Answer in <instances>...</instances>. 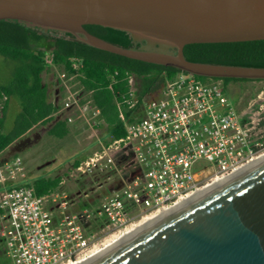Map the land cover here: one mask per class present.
Here are the masks:
<instances>
[{
  "label": "built area",
  "instance_id": "built-area-1",
  "mask_svg": "<svg viewBox=\"0 0 264 264\" xmlns=\"http://www.w3.org/2000/svg\"><path fill=\"white\" fill-rule=\"evenodd\" d=\"M128 82L119 104L137 110L128 118L120 113L124 135L107 143L96 138L97 148L70 172L106 174L110 182L109 172L120 175V183L108 187L109 182L92 208L73 209L70 198L63 194L59 200L58 192L36 195L16 180L21 158L0 157V235L9 264H70L99 248L104 234H122L136 216L173 206L261 153L262 143L250 138L219 80L203 81L182 71L140 99L132 76ZM63 85L65 99L56 112H68L69 121L77 114L95 127L98 109L88 100L80 103ZM122 154H130L135 164L120 174Z\"/></svg>",
  "mask_w": 264,
  "mask_h": 264
},
{
  "label": "water",
  "instance_id": "water-1",
  "mask_svg": "<svg viewBox=\"0 0 264 264\" xmlns=\"http://www.w3.org/2000/svg\"><path fill=\"white\" fill-rule=\"evenodd\" d=\"M0 20L68 32L94 47L194 75L264 80V66L183 54L187 43L264 39V0H0ZM84 24L122 29L144 43L123 47ZM83 264H264V158Z\"/></svg>",
  "mask_w": 264,
  "mask_h": 264
},
{
  "label": "trees",
  "instance_id": "trees-1",
  "mask_svg": "<svg viewBox=\"0 0 264 264\" xmlns=\"http://www.w3.org/2000/svg\"><path fill=\"white\" fill-rule=\"evenodd\" d=\"M84 28L123 47H140L144 42L133 40L129 32L118 28L99 24H84ZM183 54L187 59L195 61L264 66V39L187 43L183 46ZM0 55L12 63L10 79L0 83L1 158L18 156L4 153L11 144L36 126H46L47 135L56 139L65 138L72 133L73 125L72 121L68 120V112H56L62 103L55 98V93L51 92L48 83L43 79L45 72H52L59 83L60 75H63L62 78L68 80L70 90L76 92L80 103L88 100L91 107L98 109L95 116L97 123L94 125L104 128L105 134L102 136L104 143L124 135L125 128L120 113L128 118L137 110L119 104L128 92L129 76L133 77L135 95L140 99L151 97L167 80L182 72L172 66L130 58L94 47L75 40L68 32L45 31L13 20H0ZM73 61L76 62L75 66L72 65ZM195 76L203 81L219 80L226 94L230 83L261 81L235 77ZM62 90H65L63 83L57 86L55 92L58 94L61 91L63 95ZM254 93L250 96L255 95ZM12 96L17 97L19 101V111L12 124L7 127L6 112ZM238 97L239 95H232L229 98L234 106ZM86 156L87 154L76 156L71 162V168ZM134 164L130 154L120 155L118 168L121 171L125 166L133 167ZM108 175L112 180L108 187L120 183V175L115 170ZM84 177V182L76 192L77 201L73 203V209L92 208L97 205L104 192L94 189L102 181H108L106 174ZM62 181L63 176L55 174L21 183L30 186L36 195L41 196L57 192ZM103 189L107 192L108 188L106 186Z\"/></svg>",
  "mask_w": 264,
  "mask_h": 264
},
{
  "label": "rangeland",
  "instance_id": "rangeland-1",
  "mask_svg": "<svg viewBox=\"0 0 264 264\" xmlns=\"http://www.w3.org/2000/svg\"><path fill=\"white\" fill-rule=\"evenodd\" d=\"M11 71L12 63L0 55V83L6 82L10 79L12 74ZM43 79L48 83L51 92L53 94L55 93V98L62 103L65 99L66 90H62L63 95L61 91L56 94L55 90L61 83L65 85L69 84L67 83L68 80L61 78V82L59 83L56 81V77L52 72L43 73ZM67 86L69 87V85ZM251 93H254L255 95L250 96ZM232 95H239L235 108L248 128L250 138L252 140H260L262 143L261 153L264 152V81L230 83L227 88V96L231 98ZM18 111L19 101L17 97L12 96L9 100V106L6 112L5 120L7 127L12 124ZM74 116L72 118L73 131L69 136L62 139H56L47 135L46 126L39 125L32 128L20 139L16 140L10 145L12 150L8 149L9 151L4 153V155L17 154L21 158L23 169L21 173L17 174V181L25 182L44 175L61 174L63 176V181L57 191L59 194L58 198L59 200H62L64 198L62 195L64 194L66 197L70 198L72 203L77 201L76 192L84 182V175L71 176V162L76 156L81 154H91V152L97 148L95 141L96 138H100L105 134L104 128L91 127L85 124L83 118L77 117V114L75 118ZM64 173L66 175H63ZM120 174H123V171H120ZM109 182L110 179L106 182L102 181L101 185L96 186V189L94 190L105 192L103 188L106 187ZM88 192L90 194L89 190ZM97 202L98 200H96L95 203ZM151 215L152 214L149 216ZM143 218L136 216L133 223L128 227L136 224ZM103 236L101 240L104 243L100 244V247L115 238L114 236H108L107 234H104ZM0 264H9V258L5 254L2 237L0 238Z\"/></svg>",
  "mask_w": 264,
  "mask_h": 264
},
{
  "label": "bare ground",
  "instance_id": "bare-ground-1",
  "mask_svg": "<svg viewBox=\"0 0 264 264\" xmlns=\"http://www.w3.org/2000/svg\"><path fill=\"white\" fill-rule=\"evenodd\" d=\"M262 158H264V152L260 153L259 155H257L256 157H254L253 159L249 160L246 164H244L242 167L238 168L237 170L233 171L232 173H230L227 176H224L222 178H218L216 180H213L212 182H210L209 184L205 185L204 187L196 190L195 192H193L192 194H190L189 196H187L186 198H183L182 200L178 201L177 203H175L173 206L165 208V209H161L157 212H155L154 214H152L151 216H146L144 217L141 221L137 222L136 224H133L132 226L128 227L127 230H125L122 234L116 236L114 239H112L111 241L106 242L102 247L95 249L94 251H92L91 253L85 255L84 257L70 263V264H83L84 262H86L88 259L92 258L93 256H95L96 254L102 252L103 250H105L106 248H109V246L119 240H122L123 238H126L127 236H129L130 234L134 233L135 231L141 229L143 226L149 224L150 222L156 220L159 216L165 214L166 212H168L169 210L173 209V208H177L179 205L187 202L189 199L193 198L196 194H199L200 192H203L205 190H207L208 188H210L211 186H213L214 184L226 179L227 177H229L230 175L235 174L236 172L246 168L249 165H252L255 162H258L259 160H261Z\"/></svg>",
  "mask_w": 264,
  "mask_h": 264
},
{
  "label": "crops",
  "instance_id": "crops-1",
  "mask_svg": "<svg viewBox=\"0 0 264 264\" xmlns=\"http://www.w3.org/2000/svg\"><path fill=\"white\" fill-rule=\"evenodd\" d=\"M30 130H31V129H30ZM30 130H29V131H30ZM29 131H28V132H29ZM28 132H27V133H28ZM24 135H25V134H24ZM24 135H23V136H24ZM23 136H22V137H23ZM20 138H21V137H20ZM20 138H19V139H20ZM17 140H18V139H17ZM8 149H9V150H12V149L10 148V146H9L5 151H6V152L9 151Z\"/></svg>",
  "mask_w": 264,
  "mask_h": 264
},
{
  "label": "flooded vegetation",
  "instance_id": "flooded-vegetation-1",
  "mask_svg": "<svg viewBox=\"0 0 264 264\" xmlns=\"http://www.w3.org/2000/svg\"><path fill=\"white\" fill-rule=\"evenodd\" d=\"M144 43V42H143Z\"/></svg>",
  "mask_w": 264,
  "mask_h": 264
}]
</instances>
